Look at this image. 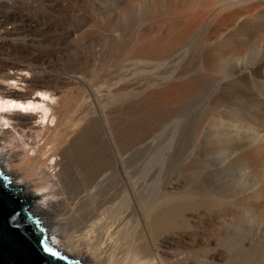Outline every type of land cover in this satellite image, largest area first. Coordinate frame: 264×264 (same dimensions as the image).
Returning a JSON list of instances; mask_svg holds the SVG:
<instances>
[{"label":"bare ground","instance_id":"obj_1","mask_svg":"<svg viewBox=\"0 0 264 264\" xmlns=\"http://www.w3.org/2000/svg\"><path fill=\"white\" fill-rule=\"evenodd\" d=\"M0 121L84 264H264V0H0Z\"/></svg>","mask_w":264,"mask_h":264},{"label":"water","instance_id":"obj_2","mask_svg":"<svg viewBox=\"0 0 264 264\" xmlns=\"http://www.w3.org/2000/svg\"><path fill=\"white\" fill-rule=\"evenodd\" d=\"M12 181L0 166V264H84L51 242L26 194L19 195Z\"/></svg>","mask_w":264,"mask_h":264},{"label":"rangeland","instance_id":"obj_3","mask_svg":"<svg viewBox=\"0 0 264 264\" xmlns=\"http://www.w3.org/2000/svg\"><path fill=\"white\" fill-rule=\"evenodd\" d=\"M16 85V84H15ZM14 88H19V89H21L20 87H18V86H13ZM238 107L239 106H237V108H235L236 110H234V108H233V110L234 111H232L233 112V114H235V115H233V114H231V118L229 117V116H227V124H233V126L234 125H239L240 123H244L245 121H249L250 123H251V120H249V117L247 116V113H245L244 112V110H245V107L243 108V107H239V109H238ZM232 109V108H231ZM246 111V110H245ZM246 115H245V114ZM246 116V117H245ZM230 118V120H229V118ZM1 122V121H0ZM239 123V124H238ZM5 126V125H4ZM4 126H1L0 125V129L2 128V127H4ZM8 126V125H7ZM184 129L186 130V126L184 127ZM227 153H226V155H227V158L228 157H230V159L233 157V154H232V152H230V151H232L233 150V148L231 147L230 149L228 148V146H227ZM2 151L0 150V155L3 153L4 154V152H2ZM2 154V155H3ZM220 156H222V155H220ZM230 159H229V161H230ZM257 173H261L262 174V177H263V179H264V170H257L256 171ZM13 179V178H12ZM261 185H264V181H261ZM253 186V185H252ZM253 188H255V189H253L254 190V192H255V194L256 195H261V196H263V198H264V187H261L260 186V183L259 184H256V185H254L253 186ZM253 206H254V203L252 204ZM263 208H264V200H263ZM245 217H247V218H250V217H252V218H254V219H257L258 221H256V222H254L253 223V225H254V228H260V227H264V216L262 217V216H257V215H255L251 210H247L246 211V214L244 215ZM261 220H263L262 222H260ZM240 246V253H239V255H241V256H243V258H244V253L245 252H249V251H246V250H248V249H250V246H249V244H239ZM246 248V250H245V248ZM242 248V249H241ZM248 248V249H247ZM244 249V250H243ZM227 250H228V252H230V254H229V256H228V259H227V264H233V260L236 258V257H232L231 256V254H233V252H234V248H233V246H232V244L231 243H229V244H227ZM242 250V251H241ZM243 255H242V254ZM245 254H247V253H245ZM252 257V256H251ZM250 257V258H251ZM246 259H248V258H246ZM247 261V260H246ZM246 261H241V263H239V264H249L248 262H246Z\"/></svg>","mask_w":264,"mask_h":264}]
</instances>
